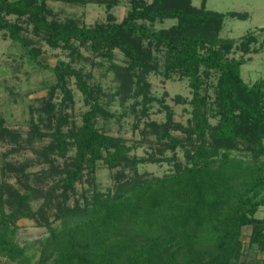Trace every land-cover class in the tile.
<instances>
[{
    "label": "trees",
    "instance_id": "obj_1",
    "mask_svg": "<svg viewBox=\"0 0 264 264\" xmlns=\"http://www.w3.org/2000/svg\"><path fill=\"white\" fill-rule=\"evenodd\" d=\"M46 1L0 0V31L36 62L41 49L22 33L20 22L30 24L50 48L70 50L71 55L77 54L75 42L109 61L118 49L126 66L115 68L127 76V90L134 89L143 100L144 115L152 100L147 78L159 72L154 53H162L165 77L176 74L191 88L186 131L194 139L189 150L184 149L185 162L175 163L170 173L162 177L138 173L137 166L150 159L130 157L131 147L102 133L96 120L110 115L96 90L81 71L69 64L56 65L55 83L45 100L55 127L39 156L49 163L50 154L63 157L71 149L74 154L62 168L34 173L42 181L40 187H32L29 174L2 158L0 193L6 198L0 196V258L17 264L25 257V247L16 240L19 219L35 220L47 230V237L37 242V264H248L243 260L244 227L250 228L247 247L264 254V218L256 217L264 206V78L245 82L243 58H228L233 41L220 36L226 17L247 20L248 14L215 12L205 7V0L199 7L192 0H130L121 22L86 28L48 20ZM167 20L175 22L166 29L151 28ZM213 74L217 82L211 101L203 89ZM70 78L89 107L79 127H68L63 113L73 102ZM58 92L59 110L54 114ZM164 108L169 121L171 111ZM3 123L0 119V133L9 136ZM170 128L171 123L165 125L169 144L182 146L169 135ZM32 130L39 138L45 136L35 125ZM241 150L249 156L232 155ZM98 162L119 168L111 176L113 188L106 192L99 191L95 181ZM11 176L24 178L22 192L5 181ZM82 182L89 188L78 194L76 185ZM38 199H42L38 209H31V202Z\"/></svg>",
    "mask_w": 264,
    "mask_h": 264
},
{
    "label": "rangeland",
    "instance_id": "obj_2",
    "mask_svg": "<svg viewBox=\"0 0 264 264\" xmlns=\"http://www.w3.org/2000/svg\"><path fill=\"white\" fill-rule=\"evenodd\" d=\"M130 0H87L83 3H64L60 1H46L50 11L48 20L59 23L72 21L79 27L90 28L96 24L107 22H121L130 7ZM205 7L209 10L227 13H247V20H238L226 17L220 36L233 41L228 58H243L244 64L241 75L245 82L252 84L264 78V0H205ZM149 3L151 0H145ZM201 0H192V5L199 7ZM14 21V16H7ZM24 20V18H22ZM175 21L167 20L163 23H154L153 30L166 29ZM22 33L40 47L41 55L37 62L16 42L11 41L0 31V119L4 121L3 127L10 135H3L0 139V165L2 158L11 164L21 167L23 172L30 175L29 183L32 187H40L42 181L33 176L40 171L47 172L62 168L74 154L71 149L65 156L58 153L49 155V163L40 157L42 149L51 142L50 133L55 127L54 120H49L51 111L46 107V97L50 87L55 83L53 69L59 64H69L84 74L87 82L96 90L100 104L109 113V117H98L97 128L104 134L120 138L123 143L131 147L130 157L148 158L150 161L137 166L140 174L151 177H162L170 173L175 163H184V149L190 148L189 142L193 140L187 131L191 119V106L189 100L192 92L187 79H181L176 74L166 78L162 66V53L155 52L159 59V72L151 73L147 81L150 84V98L147 112L144 115L141 97L134 95V89L127 90L125 82L127 76L116 70L115 66L124 67L126 61L123 54L115 49L113 60H105L95 55L87 47L75 42L77 54L71 55L70 50L50 48L42 38L34 35L32 26L20 22ZM148 25V24H147ZM250 37L253 40H250ZM246 49V50H245ZM117 67V68H118ZM217 75L213 74L203 91L207 92L210 100L214 98ZM124 85V87H122ZM68 87L73 93V102L63 110L68 118V127H79L82 115L88 110L84 96L77 89L74 78L68 80ZM61 94L58 92L53 100V113L59 110ZM167 106L171 111L168 121ZM210 123H216V118H210ZM171 123L169 135L181 142L182 146H173L165 135V125ZM38 127L41 134L39 138L32 129ZM50 125V126H49ZM176 125V128H175ZM177 125L180 126L177 128ZM66 131L67 127L64 126ZM241 147V146H240ZM233 156L247 158L249 152L234 151ZM119 168L109 169L103 162H98L95 171V181L98 190L106 192L113 188L114 175ZM125 172L129 173L128 169ZM86 178V177H85ZM0 178V183H1ZM14 189L23 191V177L11 176L5 180ZM45 187V186H41ZM88 183L76 185L77 193L88 190ZM6 198V193H0ZM42 199L31 202V209H38ZM70 204L73 200L69 201ZM6 212H8L6 208ZM53 211L48 212L49 220L53 218ZM257 218H264V206L256 213ZM16 240L25 247L26 253L22 262L17 264H37L39 252L38 241L47 237V230L30 219H19L16 222ZM249 227L242 230L244 242V256L248 264H259L264 260L254 248L247 247ZM0 264H16L0 258Z\"/></svg>",
    "mask_w": 264,
    "mask_h": 264
}]
</instances>
